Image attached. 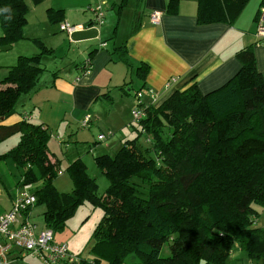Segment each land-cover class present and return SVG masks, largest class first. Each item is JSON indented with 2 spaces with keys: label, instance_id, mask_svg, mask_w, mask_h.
<instances>
[{
  "label": "trees",
  "instance_id": "1",
  "mask_svg": "<svg viewBox=\"0 0 264 264\" xmlns=\"http://www.w3.org/2000/svg\"><path fill=\"white\" fill-rule=\"evenodd\" d=\"M30 1L38 5L44 0ZM128 1L114 2L118 14ZM248 1L199 0L198 22L232 23ZM29 4L0 0V8L12 12L11 20L0 15L1 45L13 46L26 37ZM263 6L264 0L258 16ZM167 11L177 13L178 1L170 0ZM47 16L51 23H60L64 10L48 7ZM33 41L39 51L20 54L0 77L1 120L19 112L20 98L36 90L45 70L43 57L54 53L40 38ZM119 49V59L131 67L126 44ZM238 55L242 67L221 87L203 93L195 81L158 106L143 103L145 115L134 124L135 137L124 140L115 154L96 157L110 180L102 194L81 159L69 166L72 191L57 189L55 178L62 170L49 149L48 126L26 116L0 124V143L19 133L16 145L0 151V162L10 158L20 169L17 185H31L37 197L27 211L44 205L45 227L55 234L65 231L85 200L102 207L91 235L94 258L80 255L78 263L68 264H124L130 253L138 254L143 264H229L235 243L251 260L264 261V226L255 225L258 207L264 208V75L252 46ZM148 69L142 63L136 72L144 79ZM126 84L120 88L131 93ZM0 180L6 181L1 173Z\"/></svg>",
  "mask_w": 264,
  "mask_h": 264
},
{
  "label": "crops",
  "instance_id": "2",
  "mask_svg": "<svg viewBox=\"0 0 264 264\" xmlns=\"http://www.w3.org/2000/svg\"><path fill=\"white\" fill-rule=\"evenodd\" d=\"M169 1L143 0L145 8L144 11L138 14L139 28L133 33L130 30L133 25L131 27V24L128 23L125 37H120V29L116 30L114 33L116 39L113 44L108 41L113 36V20L109 21V18H107L106 21L104 19L102 24L94 23V9L101 7L104 11V7L110 3L115 9L114 2L117 3L119 0H44L38 5L30 3L26 28L34 21H42L43 23L48 21L50 29H48L49 33L47 35L40 34L38 37H32L30 31L26 32L25 30L26 37L23 39L40 38L47 46L54 49V53L45 55L42 59L45 70L41 74L36 90L28 95H23L20 98V100L23 99V106L18 105L19 112L5 120L0 119V124H12L26 116L30 120L49 126V117H44L46 119L39 117L41 121H37L33 117V112L25 108L27 104L26 96L32 95L33 97L40 94L48 96L49 91L57 87L62 92H59L61 101L66 112H68L64 116L66 118L67 116L71 117V119H65L60 124L61 127H65L66 131L74 128V125L85 127L83 122L87 116L90 117L89 126L87 127L91 128V124L96 120L95 116L99 118L100 105L120 120L121 127L126 125L131 130L136 131L134 126L136 122L133 120L132 111L139 103L136 96V92L139 90L143 92L142 103H151L153 106L160 105L175 90L186 88L195 81L203 93H208L224 85L238 72L242 67L238 53L248 46L253 47L257 67L264 75V43L258 41L257 37L258 12L263 0H249L237 19L232 23L219 21L206 24L198 22L199 0H177V13L167 11ZM48 7L63 9L64 18L60 23L68 21L75 27V30L69 33L60 29V23H51L47 16ZM154 10L162 12L159 23H153L150 19ZM34 11H36V18H33ZM51 28L54 29V32ZM2 34L3 31L0 26V36ZM57 34L61 39L60 42L55 41L57 38L52 39ZM23 39L14 43L16 47L21 48V52H24L23 48L26 45L23 44L25 43L22 42ZM123 44H126V57L131 63V67L118 57L119 48ZM30 48L31 53L39 51L36 44ZM86 62L90 63L89 71L86 70ZM142 63L149 66L144 79L139 77L136 72V68ZM132 66L135 67L136 78L140 81L132 93H128L120 86L127 82L129 73L132 74L128 71V68H132ZM142 87L144 89H141ZM149 89L155 93L156 101L152 100L148 94ZM106 93L109 95H105ZM53 134L60 144L63 145L64 142H67L62 140L63 137L60 134ZM100 134H106L105 139H99ZM100 134L91 143L90 150L93 151L97 142L108 139L114 132L109 130L108 132L102 131ZM135 135H128L129 137L123 135L119 139L118 135H115L110 139V142L113 141L112 144L116 143V145L112 147V144L107 143V148L104 149L105 153L102 154H115L124 140L133 138ZM143 136L145 138L146 135L143 134ZM147 141L146 138V141L143 142L147 144ZM98 148L100 146H97ZM114 150L115 153H112ZM52 158L53 160L56 159L54 155H52ZM2 163L5 162H0V165ZM10 163L14 165L10 164L9 170L13 171L15 169L18 172L17 175H20L21 171L16 164L14 162ZM12 176V172H10L9 185L4 183V188H0V215L12 208L16 197L22 190V187L19 188L17 183H12ZM4 179L6 180L5 177ZM19 180L20 178L17 179V181ZM41 206L44 208L43 215L46 208L44 205ZM34 208L35 206L30 211L32 217L35 213ZM258 209L260 211L257 219L259 224L264 215V208L258 207ZM23 219L24 215H20L19 220L23 221ZM30 220L32 221V219ZM36 225L37 231L45 228L44 220L41 226L38 223ZM255 225L259 226L256 223ZM75 236L76 234L68 233H63L60 236H58V233L55 234L57 241L68 243L71 252L81 255L87 260H92L95 255L91 253L93 244L91 237L86 239L83 236L81 241H74ZM19 254L20 251L15 250L11 254L8 264H44L43 260L37 255L23 257ZM103 263L106 264L105 261ZM62 264H68V262ZM124 264L143 263L138 254L130 253Z\"/></svg>",
  "mask_w": 264,
  "mask_h": 264
},
{
  "label": "rangeland",
  "instance_id": "3",
  "mask_svg": "<svg viewBox=\"0 0 264 264\" xmlns=\"http://www.w3.org/2000/svg\"><path fill=\"white\" fill-rule=\"evenodd\" d=\"M27 1L31 3L30 0ZM112 6L113 5L110 3L108 6L104 7L105 21L107 18H109V21L111 19L113 20L112 21L113 36L108 40L110 41L111 44H113L116 39V35L114 34L115 31L116 30L118 31V29H120L119 30L120 37H125L124 34L127 33L126 31L127 24L130 23L132 27L135 21L137 22L138 20V14L141 11H144L145 8L143 4V0H129L126 6L122 9L121 14H118L116 10L113 9ZM33 18H36V11H34ZM48 29H50V24L48 21L46 23L45 22L43 23L42 21L40 22L34 21L25 30L26 32L29 30L30 31L29 33L30 35H32V37L33 36L38 37L40 36V34L47 35L49 33ZM130 30L132 29L130 28ZM61 33L63 32L61 31ZM58 35L59 34H57V36L53 37L52 39L57 38L55 41L60 42L61 39L58 37ZM22 42H25L23 44H26L25 47L23 48L24 52H21L20 51L21 48L16 47L15 44L13 46L0 44V77L1 78L5 77L9 73V67L17 62L20 54L31 53L32 50H30L31 49L30 47L36 44L33 41V39H23ZM75 49L77 48L75 47ZM128 71L132 72V74L129 73L127 77L128 84H126V88L128 89L130 88L131 89L130 92L132 93V91L139 84L140 80L136 78L135 67L132 66V68H128ZM141 89H144V87H142ZM59 92L62 93L59 90V88L55 87L53 90L49 91L48 96H44L43 94L35 95L33 97L32 95L26 96L27 104L25 105V108L28 109V111L33 112V117L35 120L41 121L39 120L40 119L39 117L43 119H46L44 117H49L48 121L50 124L48 128L51 132L50 133L51 136L49 138L48 145L51 149L50 150L51 154L54 155L60 162L59 168L63 172L62 174L56 176L55 185L57 189L61 192L72 191L74 187V182L70 174L69 166L72 162L76 161L77 159H81L86 164L88 173L96 178L99 185L98 193L102 194L110 184V180L100 170L96 162V155L105 153L104 149L107 148L106 145L112 144L113 141L110 142V139L115 135H118V139H119L122 138L123 135H127V137H129L128 135L134 136L136 134V131L131 130L130 127L126 125L121 127L120 120L114 117L112 113H108L107 109L105 107H101V105L99 106L100 113L98 112L99 118H96L95 116L96 120L95 122H93V124H91V128L81 127V125H74V128L69 129V131H66L65 127L64 126L61 127L60 124L64 122L65 119H71V117L67 116L66 118L64 116L68 112H66L65 107L62 104L60 97L61 94ZM22 101L23 99L19 100L18 103V105L21 107L23 106ZM109 130L114 132V134L104 141L97 142L96 147H94L95 149L93 151L90 150V145L93 141H95L96 137L102 131L108 132ZM72 131L74 132L71 134ZM53 133L60 134L63 137L62 140H65L67 142H64L63 145L60 144L59 140L56 138V136ZM141 140L143 141L145 140L144 136L141 137ZM18 141H19V133H16L0 143V151H6L8 148L12 147ZM115 145L116 143L112 144V147ZM97 146H100V148L97 149ZM112 153H115V150ZM10 162L12 161H10V158H8L5 163H2V165H0V173L6 178L5 183H7L8 185L10 183V179H9L10 172H12L13 175L12 183L13 182L17 183L18 182L17 179L20 178V175H17L18 172L15 169H13V171L9 170V166L10 164H12ZM13 165L14 164H12V166ZM0 188H4L3 182L1 180H0ZM34 209H35V213L33 217L32 216L29 217L30 219H32L33 222H36L39 224V226H41L44 220L42 215V211L44 208L41 206V204H39L36 205ZM102 216H103V210L100 205L94 204L90 200H85L78 205L74 213V216L69 219L67 229L63 232L58 233V236H60L63 233H68V234H76V236L74 237L75 238L74 241L76 240L81 241L83 239V236L84 238L89 239L92 235V232L96 224L100 221ZM263 221H264V215L259 221V224L258 221L256 222V224L259 226H264ZM165 252H168L167 248H165ZM228 262L229 264H250L251 262H253V264H264L263 260H259V261L251 260L248 257L246 251L242 250L237 243H235L234 250Z\"/></svg>",
  "mask_w": 264,
  "mask_h": 264
},
{
  "label": "built area",
  "instance_id": "4",
  "mask_svg": "<svg viewBox=\"0 0 264 264\" xmlns=\"http://www.w3.org/2000/svg\"><path fill=\"white\" fill-rule=\"evenodd\" d=\"M162 12L154 10L150 19L153 23H159ZM96 17L98 23L104 22V11L101 7L96 8ZM258 41L264 43V6L261 7L257 20ZM60 29L69 33L75 30V27L68 21L60 23ZM90 63H86V70L89 71ZM152 100L156 101L155 93L149 89L148 93ZM139 100L138 105L133 109V120L138 122L145 115V107L142 105L143 92H136ZM90 117L84 119L83 125L89 126ZM106 134H100L99 139H105ZM60 173H62L60 171ZM31 185H25L20 194L16 197L12 208L0 215V264H8L10 256L15 250L20 251V256L37 255L44 264H62L63 262L78 263L81 256L70 251L68 243L57 241L55 233L51 228L45 227L37 231L36 223L30 220V211L28 206L34 205L37 197L30 189ZM27 211V212H26ZM24 215L23 221L19 216Z\"/></svg>",
  "mask_w": 264,
  "mask_h": 264
},
{
  "label": "clouds",
  "instance_id": "5",
  "mask_svg": "<svg viewBox=\"0 0 264 264\" xmlns=\"http://www.w3.org/2000/svg\"><path fill=\"white\" fill-rule=\"evenodd\" d=\"M0 15H4L5 20H11L12 19L11 9L7 6L0 8Z\"/></svg>",
  "mask_w": 264,
  "mask_h": 264
}]
</instances>
